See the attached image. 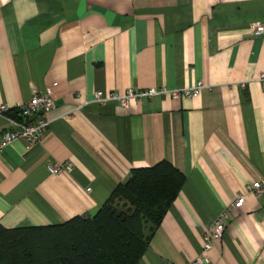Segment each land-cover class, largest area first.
<instances>
[{
  "label": "crops",
  "instance_id": "1",
  "mask_svg": "<svg viewBox=\"0 0 264 264\" xmlns=\"http://www.w3.org/2000/svg\"><path fill=\"white\" fill-rule=\"evenodd\" d=\"M264 0H0V105L51 88L42 140L0 152V224L94 216L134 168L168 160L185 184L138 264H191L240 193L206 264H264ZM127 106L100 92L184 88ZM8 127L0 113V138ZM70 162L71 172L48 165Z\"/></svg>",
  "mask_w": 264,
  "mask_h": 264
},
{
  "label": "trees",
  "instance_id": "2",
  "mask_svg": "<svg viewBox=\"0 0 264 264\" xmlns=\"http://www.w3.org/2000/svg\"><path fill=\"white\" fill-rule=\"evenodd\" d=\"M185 181L162 160L132 169L94 216L17 228L0 224V264H138Z\"/></svg>",
  "mask_w": 264,
  "mask_h": 264
},
{
  "label": "built area",
  "instance_id": "3",
  "mask_svg": "<svg viewBox=\"0 0 264 264\" xmlns=\"http://www.w3.org/2000/svg\"><path fill=\"white\" fill-rule=\"evenodd\" d=\"M253 31L257 35L264 33V24L257 22L253 26ZM260 81L264 86V71L260 75ZM207 86L203 82H198L192 86L184 88L168 89L165 86L151 87L146 89L130 88L123 95H117L111 92L108 96H103L100 92L97 95V101L113 100L121 105L127 106L131 100H143L152 98L165 93L170 94L173 98L192 97L202 93ZM56 104L55 96L51 88H47L45 92L35 90L32 98L23 104H19L11 109L7 104L0 105V113L5 114L8 127L4 128L0 138V152L8 145L19 139H26L33 146L39 143L44 134L48 130L50 120L46 117V112L53 108ZM14 111V113L12 112ZM36 115L34 119L31 116ZM51 174L60 175L72 171L73 165L70 162H53L48 165ZM256 196H262L264 193V181H254L247 186ZM245 202V195L240 193L236 200L227 208L223 209L218 217L211 223L210 232L204 234L203 251L201 255L192 260L191 264L209 263V255L207 252L212 248L215 240L223 237L227 222L231 212L241 207Z\"/></svg>",
  "mask_w": 264,
  "mask_h": 264
},
{
  "label": "water",
  "instance_id": "4",
  "mask_svg": "<svg viewBox=\"0 0 264 264\" xmlns=\"http://www.w3.org/2000/svg\"><path fill=\"white\" fill-rule=\"evenodd\" d=\"M35 117H36V115H33V116H31V118H30V119L32 120V119H34Z\"/></svg>",
  "mask_w": 264,
  "mask_h": 264
}]
</instances>
